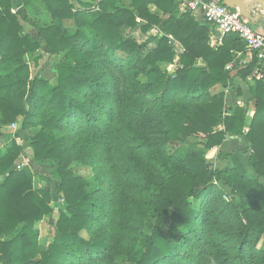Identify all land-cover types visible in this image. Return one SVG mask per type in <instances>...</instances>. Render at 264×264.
Here are the masks:
<instances>
[{
	"label": "trees",
	"instance_id": "trees-1",
	"mask_svg": "<svg viewBox=\"0 0 264 264\" xmlns=\"http://www.w3.org/2000/svg\"><path fill=\"white\" fill-rule=\"evenodd\" d=\"M182 1L0 0V124L40 127L32 162L50 167L66 203L41 244L35 224L53 213L52 191L35 188L15 140L0 151V264H264V78L250 81L253 115L227 103L258 59L236 61L237 34L211 47L212 26L181 13ZM18 6L60 56L55 81L30 76L40 44ZM230 135L257 176L233 152L220 153L221 169L208 162Z\"/></svg>",
	"mask_w": 264,
	"mask_h": 264
},
{
	"label": "rangeland",
	"instance_id": "rangeland-1",
	"mask_svg": "<svg viewBox=\"0 0 264 264\" xmlns=\"http://www.w3.org/2000/svg\"><path fill=\"white\" fill-rule=\"evenodd\" d=\"M84 2H94V0H81ZM19 0H13V4L17 5ZM131 3V0H116V5L125 7L129 6ZM28 7H23L19 6L17 10L21 12L22 20H25V18H30L32 16V10ZM25 29L27 32H29L32 37L40 44L39 49L36 52V55H39L40 58L37 63H35L34 60V55L31 57L30 55L27 56V62L30 67V76L35 77V75H42L45 79L50 80V81H55L56 76H57V71H56V64L60 59L59 55H52L46 41L44 38L40 35L38 30L28 21H22ZM67 27L69 28L70 32L74 31V26L72 22L67 21L66 23ZM257 26V25H256ZM157 28L153 31L156 32ZM132 36H134L135 39L138 40V42H142L143 40L146 39V35H144L140 30H137L136 32L132 33ZM242 64V63H241ZM245 65V64H244ZM168 68L170 70L174 69L173 65H169ZM248 81V87L250 86V81L252 80H247ZM219 88L218 90H220ZM249 89V88H248ZM244 93L241 88H236L235 84L230 85L229 87L226 88V97H227V103H237L241 107L247 110L249 116H251L253 113L252 111V106L251 104H248L247 102V96L244 97ZM242 97L241 99L243 100H237L234 98H239ZM244 97V98H243ZM250 97V95H249ZM248 97V98H249ZM230 101V102H229ZM239 101V102H238ZM252 113V114H250ZM0 119H1V114H0ZM22 118L18 120V122L15 123V125H1L0 124V133L4 132L6 134H10V137H7L6 140H0V151H2L7 145H11V141L15 140L18 143V146L21 149V160L23 164H28L30 165L34 172H35V178H34V186L35 188H50L52 191V200H51V206L54 209L53 213L50 215L46 216L42 221L37 222L35 224L36 230H38L39 234V242L43 245H48L54 235L55 231V222L57 220L59 210L65 209L66 203L60 193L56 191V186L58 183L57 179H54L50 177V167L48 165H34L32 162V148L29 145L30 143V137L34 135L37 130H39L40 127H33L30 129H27L25 131L21 130L20 125H21ZM232 136V135H230ZM228 137V136H227ZM226 137V138H227ZM239 138V137H238ZM204 138H197L192 140L193 143L195 144L196 147L203 148L204 147ZM234 138H231L233 140ZM225 140V139H224ZM223 140V141H224ZM236 141L234 142H229L227 146L225 147H220L217 146L211 150H208L206 152V158L208 162L212 165L213 168L215 169H221L224 166L228 164L227 159H222L219 157L220 153L222 151H228V152H233L235 156H237L244 164L245 168L247 171H249L251 174L253 173L255 176H257V173L251 169L249 165V160L248 156H246L243 153V150L245 148V142H242L241 140L235 138ZM202 141V142H201ZM234 144V145H233ZM234 146H238L240 149H236ZM89 159H85L87 161ZM71 167L73 168L74 172L77 175H83L85 177L89 176V170L90 167L83 162H78V161H73L71 163ZM1 180V176H0ZM264 183V179L262 178L261 180ZM219 185H223L226 189H229L228 186L224 184V181L221 180V182H217ZM225 197H229V195L226 193ZM262 244L264 245V242L262 241Z\"/></svg>",
	"mask_w": 264,
	"mask_h": 264
},
{
	"label": "built area",
	"instance_id": "built-area-1",
	"mask_svg": "<svg viewBox=\"0 0 264 264\" xmlns=\"http://www.w3.org/2000/svg\"><path fill=\"white\" fill-rule=\"evenodd\" d=\"M181 13L189 11L195 16L201 14L215 30L213 48L218 47L229 34H237L245 43V48L250 51L252 58L256 56L258 65L247 79L252 76L264 78L261 66L264 67V32L257 29L255 23L244 17L238 9L226 6L223 0H183L179 5ZM234 61L226 67L231 69ZM15 125V124H13Z\"/></svg>",
	"mask_w": 264,
	"mask_h": 264
},
{
	"label": "crops",
	"instance_id": "crops-1",
	"mask_svg": "<svg viewBox=\"0 0 264 264\" xmlns=\"http://www.w3.org/2000/svg\"><path fill=\"white\" fill-rule=\"evenodd\" d=\"M19 7V6H18ZM30 10V9H29ZM197 17H199L200 19H202V20H204L203 19V17L201 16V14H198V16ZM255 25H257L256 27H257V29L258 30H260V31H262V32H264V22H261V23H257V24H255ZM216 33V30L212 27V32H211V35H210V46L212 47V45H213V36H212V33ZM154 33H156V32H154ZM175 46H176V48H177V50H179V51H182L181 50V47L179 46V44L178 43H175ZM252 59V55H251V53H250V51H248L247 49H245L244 51H241V52H238L237 53V57H236V61L239 63V64H241L242 63V65H244V64H247V63H249V61ZM179 60V58H177V61ZM200 64H204L203 62H201ZM174 66V65H173ZM233 84H235L236 85V88L238 89V88H241L242 89V91H243V93L245 94L244 95V97L245 96H247V102H248V97H249V87H248V81L247 80H245V79H242L240 76H235L234 77V82H233ZM243 97V98H244ZM242 97H239V98H234V99H236V101L237 100H243V99H241ZM230 102V101H229ZM239 102V101H238ZM252 111H253V109H252ZM253 113H255V111H253ZM250 114H252V113H250ZM253 115V114H252ZM231 138H234L233 140H231ZM235 138H237V139H239V140H241L242 142H244L240 137L238 138V136H228L225 140H224V143L220 146V147H225V146H227V144L229 143V142H234V141H236L235 140ZM234 145V144H233ZM245 145V144H244ZM236 149H240L238 146H234Z\"/></svg>",
	"mask_w": 264,
	"mask_h": 264
},
{
	"label": "water",
	"instance_id": "water-1",
	"mask_svg": "<svg viewBox=\"0 0 264 264\" xmlns=\"http://www.w3.org/2000/svg\"><path fill=\"white\" fill-rule=\"evenodd\" d=\"M223 2L230 8L238 9L244 17L255 24L264 22V0H223Z\"/></svg>",
	"mask_w": 264,
	"mask_h": 264
}]
</instances>
